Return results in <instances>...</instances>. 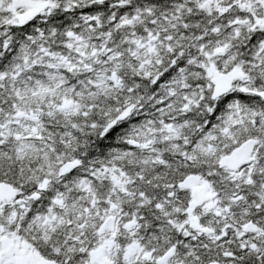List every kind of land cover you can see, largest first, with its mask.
I'll return each mask as SVG.
<instances>
[{"label": "snow or ice", "instance_id": "6c2138e0", "mask_svg": "<svg viewBox=\"0 0 264 264\" xmlns=\"http://www.w3.org/2000/svg\"><path fill=\"white\" fill-rule=\"evenodd\" d=\"M0 264H264V0H0Z\"/></svg>", "mask_w": 264, "mask_h": 264}]
</instances>
